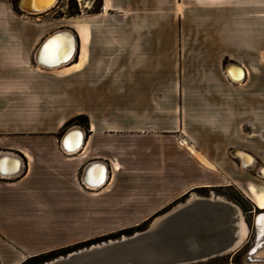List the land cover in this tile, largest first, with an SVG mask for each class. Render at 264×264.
<instances>
[{
  "label": "crops",
  "instance_id": "crops-1",
  "mask_svg": "<svg viewBox=\"0 0 264 264\" xmlns=\"http://www.w3.org/2000/svg\"><path fill=\"white\" fill-rule=\"evenodd\" d=\"M102 4L77 19L63 8L57 16L56 6L30 14L23 0H0V157L23 163L0 178V264L138 228L199 190L235 187L251 199V187L264 190V0ZM65 31L77 37V58L41 65V45ZM232 64L245 69L242 82L224 75ZM108 67H118L110 83L125 87L105 90ZM103 99L117 101L113 116L96 104L76 107ZM81 116L89 123L72 122ZM75 128L84 143L66 151ZM235 149L253 156L251 168ZM4 162L11 172L12 159ZM95 163L109 175L91 188L84 177Z\"/></svg>",
  "mask_w": 264,
  "mask_h": 264
},
{
  "label": "water",
  "instance_id": "water-1",
  "mask_svg": "<svg viewBox=\"0 0 264 264\" xmlns=\"http://www.w3.org/2000/svg\"><path fill=\"white\" fill-rule=\"evenodd\" d=\"M28 13L35 14L33 11ZM60 33L68 34L71 40L76 42L75 34L66 31L47 38L37 54V60L41 65L51 66L41 59L40 51L46 49L50 39ZM71 60L72 58L62 57L58 65H66ZM234 67L242 68L232 64L227 67V72L230 73ZM83 135L84 131L80 128L71 130L62 141L64 149L75 150L80 146ZM14 157L11 155L0 157V175L7 177L19 173V158ZM4 158L6 162L16 159L15 173L1 171V164L5 169H11L9 163L4 162ZM242 165L246 169L250 167L244 163ZM97 166L108 170L104 163L92 165L84 177V182L90 187H100L105 183L104 176L98 174ZM99 171L102 172V169ZM91 173L97 176L99 180L97 183L88 182ZM260 217H264V212L256 216L255 244L247 252L244 264H264V257L261 256L264 253V231H259L257 226ZM239 218L240 211L237 205L219 199L197 197L180 203L171 211L158 216L144 231L119 240L102 242L98 246L93 244L44 264H199L233 254L241 248L242 245L235 248L236 223L239 222Z\"/></svg>",
  "mask_w": 264,
  "mask_h": 264
},
{
  "label": "rangeland",
  "instance_id": "rangeland-1",
  "mask_svg": "<svg viewBox=\"0 0 264 264\" xmlns=\"http://www.w3.org/2000/svg\"><path fill=\"white\" fill-rule=\"evenodd\" d=\"M89 3H91V4L89 5ZM101 3H102V0H60L58 5L57 6L55 5V6L58 7V15L57 16H62L63 12L61 9L63 8L64 11L66 12V15L68 18L79 19L80 16H86L85 18H88V17H93V15H95V13H97V12H101L103 10V7H104L103 4L101 5ZM69 6H71L72 9H70ZM92 19H94V18H92ZM156 22L158 24H161V26H162V24L166 21H156ZM193 22L194 21H188V23L191 26H192ZM93 23L97 24V26L99 24L98 21H95V20L93 21ZM133 23L135 24L134 27L136 29L140 28V25H142V21H140V20L133 21ZM111 24H112V22H107V24L105 25L106 28L108 27L107 32H109V30L114 26V25L112 26ZM169 24L172 28L174 26H177V25H173V23L171 21H169ZM77 27H78L77 32H78L79 37H81V40H82L81 42H82V46H83V44L86 43V40H85V37L83 36L82 26H77ZM103 29H104V27H103ZM83 47H85V45ZM83 47L81 49V56H82ZM77 56H76V58H77ZM237 59L240 60V58H237ZM80 60H81V57H80ZM226 63H227V61H226ZM117 68L118 67H116V68L112 67V69H110L109 67L107 68V75H106L107 77L106 78H107L108 83L105 85V90L108 92H114L117 89H120V86L121 87L126 86L125 84L120 85V83L114 84V81L112 83H110L111 80H113L114 77L116 76L115 72H116ZM161 68L162 67H159V70L156 68L155 73L160 74ZM224 68H225L224 75L226 76V74H225L226 67H224ZM121 76H122V72H121ZM116 102L117 101L113 100V99H111V100L110 99L90 100V101H82L81 100V101H76V107H82V105L89 104L91 106V108H93L95 104L99 105L100 108L102 109L101 110L102 115H105L108 118V117L114 115V107H115ZM72 122L83 125V124H88L89 119H88V117L81 116V117H76ZM262 132H264V131H262ZM262 132L260 135L263 137L264 133L262 134ZM183 141H185V140H183ZM184 145H187L188 147L190 146L188 144H184ZM236 150H239V149H235V151ZM240 150H243V149H240ZM195 152H196V150H195ZM196 154H197V152H196ZM230 156H231V158H233L232 155H230ZM199 157H201V156H199ZM202 160L207 162L204 158H202ZM208 165L211 166V164H209V163H208ZM255 168L253 170H257ZM251 174L253 175V173H251ZM254 175H255V173H254ZM191 195L180 200L176 205L171 207L165 213L171 211L178 204L185 203L188 199H190ZM195 195H198L199 197H203V198H210V197L213 198L215 195L217 198H222L228 202H231V203L237 205L242 210V212L244 214V218L246 220V223L250 229V235H249L248 239L246 240V243L238 251H236L233 254H230V255H227L224 257H218L216 259H213V260H210L207 262H202L199 264H244V258L246 256L247 252L249 251V249L252 248L253 243L255 242V239H256L255 238V228H254V225H255L254 217L257 213L261 212V210L257 208L256 202L253 201V199H251L250 196L248 194H246L244 191H242L241 189H237L235 187L234 188H215V189L199 190V191L195 192ZM165 213H163V214H165ZM150 224H151V222L145 223L138 228L125 230L124 231L125 233L120 232V233H117L115 235L108 236V237H112V236H116V237L109 238L108 240L101 241V242H98L96 244H101L102 242H108V241H115V240L121 239L122 237L132 236L137 232H141V231L146 230ZM66 255H68V254L59 255V256L54 257L53 259H50L48 261H42L39 264H44V263L53 261L55 259H58L60 257L66 256Z\"/></svg>",
  "mask_w": 264,
  "mask_h": 264
},
{
  "label": "bare ground",
  "instance_id": "bare-ground-1",
  "mask_svg": "<svg viewBox=\"0 0 264 264\" xmlns=\"http://www.w3.org/2000/svg\"><path fill=\"white\" fill-rule=\"evenodd\" d=\"M59 0H23V8L28 12V11H33L35 12V14H39V13H44L46 11H49V9H52L58 2ZM91 3H89L90 5ZM108 8L106 7V10ZM68 32V31H67ZM68 35V34H64V33H60L58 34L56 37H53L52 39H50V41L47 43V46H46V49L44 50H41L40 53H41V59L46 62L48 59L51 60V66L50 67H61L63 65H58L61 61H62V57L63 58H67L70 59H74L75 56L77 55L78 53V40L76 39V35L74 36V38L76 39V42L71 41L70 45L68 46V48H66V43H64V39L66 38L65 36ZM52 35L48 38H51ZM50 52V53H49ZM38 57V56H37ZM41 61V62H43ZM49 63V62H47ZM229 66V65H228ZM242 67V66H241ZM239 69V70H238ZM228 74V76L232 79V81L236 82V83H239V82H242V80L246 77V72H245V69L242 67V68H237V67H234L230 73L226 72ZM244 82V81H243ZM73 137H70V139H72ZM72 140H75V139H72ZM84 140H85V134L83 135V138L81 140L82 143H84ZM185 143H187V141L185 140ZM184 144V143H183ZM82 144H80L81 146ZM79 146V147H80ZM77 147L75 150H73L74 152L78 150ZM81 148V147H80ZM70 153V152H69ZM235 156L239 157L242 162L245 164V166H250L248 167L247 169L251 168L252 165L254 164V159H253V156L250 155V154H247L246 152L244 151H240V150H236L235 151ZM16 158V157H14ZM15 160L16 159H12V161L14 162V165H13V168L16 166L15 165ZM19 163V167H21L23 165L22 161L19 160L18 161ZM11 164V162L9 163ZM17 168V167H16ZM264 169V168H262ZM6 169H3L2 168V165H1V171L5 172ZM20 170V169H19ZM109 170V169H108ZM11 171V170H10ZM15 173V168L13 171H11L10 173ZM102 172H103V176H104V180L103 182L106 181V179H108V175H109V171H107V169H104L102 168ZM6 173H9V171H6ZM258 173L260 174L259 177H261V171H258ZM3 179L6 178L5 175H1ZM8 177V176H7ZM90 187V186H89ZM102 187V186H101ZM91 188H94V187H91ZM97 188V187H96ZM251 195H252V198L253 200L256 202V204L258 205V209L261 210L260 213H263L264 212V190H259L258 188H255V187H251L249 189ZM193 195L195 196V194H192L190 199L188 200H192L194 198H197V197H193ZM199 198V197H198ZM211 198V197H210ZM214 200H222V201H225V202H228L222 198H212ZM231 203V202H230ZM235 205V204H234ZM239 208V207H238ZM239 211H240V220L238 223H236V226H237V230H236V233H235V236L237 237V242L235 244V248L239 245H244L246 243V240L248 239L249 235H250V229L246 223V220L244 218V214L242 212V210L239 208ZM260 213H257L256 215L260 214ZM256 215L254 217V222H255V225H256ZM255 225H254V228H255ZM257 226L259 227V231H264V217H260L258 218V221H257ZM255 244V242L253 243V245ZM95 246H98V245H101V244H94ZM241 246V247H242ZM253 248V247H252ZM251 248V249H252ZM250 250V249H249ZM262 257H264V253L263 255H261ZM224 257V256H223ZM260 257V256H257V258Z\"/></svg>",
  "mask_w": 264,
  "mask_h": 264
},
{
  "label": "trees",
  "instance_id": "trees-1",
  "mask_svg": "<svg viewBox=\"0 0 264 264\" xmlns=\"http://www.w3.org/2000/svg\"><path fill=\"white\" fill-rule=\"evenodd\" d=\"M69 8L72 9L71 6H69ZM122 233H125V232L122 231ZM112 237H116V236H112ZM112 237H105V238H101V239H96L94 241H91L88 243H83V244L77 245L75 247H70V248L54 251V252L49 253L47 255H42V256L35 257V258H31V259L27 260L26 262H24L23 264H39L42 261H48V260L53 259L54 257H57V256L62 255V254H69V253L77 251L79 249H83L84 247H89L90 245L96 244L98 242L108 240L109 238H112Z\"/></svg>",
  "mask_w": 264,
  "mask_h": 264
},
{
  "label": "built area",
  "instance_id": "built-area-1",
  "mask_svg": "<svg viewBox=\"0 0 264 264\" xmlns=\"http://www.w3.org/2000/svg\"><path fill=\"white\" fill-rule=\"evenodd\" d=\"M104 9V8H103ZM5 159V158H4ZM6 160V159H5ZM7 160H9V159H7ZM20 160V159H19ZM94 168V167H93ZM91 169V168H90ZM96 169H99V166H97L96 167ZM99 174V173H98ZM103 174V173H102ZM99 175H101V174H99ZM16 176V175H15ZM15 176H8V177H15ZM2 176H0V178H1ZM99 180H98V178H97V176L95 175V173H91L90 174V176L88 177V182H90V183H97Z\"/></svg>",
  "mask_w": 264,
  "mask_h": 264
},
{
  "label": "flooded vegetation",
  "instance_id": "flooded-vegetation-1",
  "mask_svg": "<svg viewBox=\"0 0 264 264\" xmlns=\"http://www.w3.org/2000/svg\"><path fill=\"white\" fill-rule=\"evenodd\" d=\"M193 197H199V196H198V195H195V196L193 195ZM215 197H216V196L214 195V197H213V198H215ZM256 206H258V205H256ZM257 208H258V207H257Z\"/></svg>",
  "mask_w": 264,
  "mask_h": 264
}]
</instances>
